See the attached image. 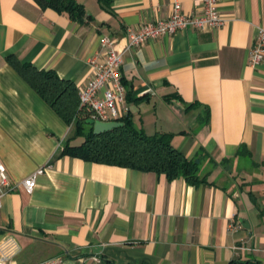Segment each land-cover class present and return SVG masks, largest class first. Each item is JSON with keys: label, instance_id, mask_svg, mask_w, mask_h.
Listing matches in <instances>:
<instances>
[{"label": "crops", "instance_id": "0c3cea01", "mask_svg": "<svg viewBox=\"0 0 264 264\" xmlns=\"http://www.w3.org/2000/svg\"><path fill=\"white\" fill-rule=\"evenodd\" d=\"M82 22L35 0H0V162L13 189L0 206V262L264 264V60L247 62L264 0H218L223 24L143 42L120 68L130 116L167 133L187 158L207 155V183L61 156L72 132L8 62L86 87L100 38L185 14L198 0H75ZM101 54V53H100ZM37 170L36 186L21 181Z\"/></svg>", "mask_w": 264, "mask_h": 264}, {"label": "trees", "instance_id": "16d2710c", "mask_svg": "<svg viewBox=\"0 0 264 264\" xmlns=\"http://www.w3.org/2000/svg\"><path fill=\"white\" fill-rule=\"evenodd\" d=\"M35 1L42 9H52L74 21L82 22L86 16L84 7L75 0ZM97 1L104 7L110 3V0ZM8 62L53 112L67 126H72L61 156L153 172L167 180L182 178L192 186L207 183L202 167L208 157L203 152L187 158L171 144L170 134L147 135L134 126L130 116L118 120L121 126L94 134L93 126L88 124L91 112L80 106L74 84L59 78L53 71H40L30 64H21L12 56L8 57Z\"/></svg>", "mask_w": 264, "mask_h": 264}, {"label": "built area", "instance_id": "2783aa9c", "mask_svg": "<svg viewBox=\"0 0 264 264\" xmlns=\"http://www.w3.org/2000/svg\"><path fill=\"white\" fill-rule=\"evenodd\" d=\"M223 24L218 10V0H198V11L185 14L179 3L172 6V14L165 19L144 21L136 28H127L126 39L102 36L100 52L92 56L88 65L92 75L86 87L79 93L80 106L91 112V119L99 122H118L122 119L117 106L125 102V86L120 72L123 55L143 42L163 36H172L188 29L202 31L205 28L217 29ZM101 53V54H100ZM264 60V28H259L249 49L247 62L256 67ZM43 170H37L24 178L21 185L27 192L36 186V178ZM13 189L9 183L5 166L0 162V206L3 194ZM0 264H7L2 263ZM38 264H67L61 258H50Z\"/></svg>", "mask_w": 264, "mask_h": 264}, {"label": "water", "instance_id": "95a60500", "mask_svg": "<svg viewBox=\"0 0 264 264\" xmlns=\"http://www.w3.org/2000/svg\"><path fill=\"white\" fill-rule=\"evenodd\" d=\"M88 124L93 126V133L100 134L122 125L121 122H99L94 120H88Z\"/></svg>", "mask_w": 264, "mask_h": 264}, {"label": "rangeland", "instance_id": "374dc122", "mask_svg": "<svg viewBox=\"0 0 264 264\" xmlns=\"http://www.w3.org/2000/svg\"><path fill=\"white\" fill-rule=\"evenodd\" d=\"M70 135H71V134H70ZM70 135H69V136H70Z\"/></svg>", "mask_w": 264, "mask_h": 264}]
</instances>
